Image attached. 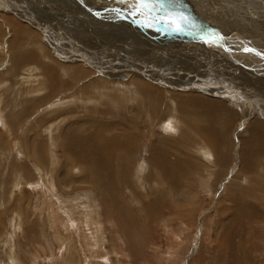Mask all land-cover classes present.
<instances>
[{"label": "rangeland", "instance_id": "obj_1", "mask_svg": "<svg viewBox=\"0 0 264 264\" xmlns=\"http://www.w3.org/2000/svg\"><path fill=\"white\" fill-rule=\"evenodd\" d=\"M121 1L0 0V264H264V157L248 170L245 144L264 110L229 84L264 74ZM154 1L264 55V0ZM210 73L224 86L195 91ZM214 105L230 148L184 115Z\"/></svg>", "mask_w": 264, "mask_h": 264}, {"label": "bare ground", "instance_id": "obj_2", "mask_svg": "<svg viewBox=\"0 0 264 264\" xmlns=\"http://www.w3.org/2000/svg\"><path fill=\"white\" fill-rule=\"evenodd\" d=\"M116 1V0H115ZM120 2H122L121 0H119ZM123 3L129 8V10L130 11H132L131 10V7L132 8H134L133 6H136L137 7V10L140 12V14H141V17L143 18V16L146 18V20H149V21H151V22H154V23H158V22H160V20H162L161 21V23H163V24H166V26H168L169 25V27L170 26H172V29H173V27H177V25L178 26H185L187 23H188V25L189 26H191V27H194L196 30L195 31H189V33H191L192 35H195V34H197V39L201 42V43H203V44H205V45H207L208 46V50L210 51V50H215V51H217V52H215V53H213V52H211V53H213V54H216V53H218L220 56H222V55H224L225 54V51H226V54L228 55V56H225L224 55V57H225V59L229 62H226L225 61V63H227V64H229L231 67H235V69L237 68L238 70H236V71H243L244 72V74H248V73H251L253 76L254 75H258V74H264V67H255V65L254 66H251L250 64L249 65H247V66H250V67H252V68H254V70L255 71H249V70H246V68L245 69H242L241 67H243L242 65H245V62H244V60L246 61V60H250L251 61V59L252 58H258V60L259 61H264V55L263 56H260V54H262V52L260 53H258L257 51H249V52H247V53H243L242 51H243V47L242 46H239V45H237L236 43H234L232 40L233 39H229V38H227V39H225V40H223L225 37H223L222 36V34L220 33V32H218L217 31V28L218 27H214V25L215 24H213V23H208V21H201V20H199V19H196V22L198 23H201L200 25H203L204 26V28H200V26L195 22V23H193V22H191V20H187L186 21V23L182 20V19H177L176 17L174 18L173 16H170V17H172L175 21H176V24H171V23H169V22H166L164 19H163V17H165V16H169L168 15V13H170V12H168L167 13V11H165V10H163V9H161L162 7H164V6H166V4H168V3H164L163 1H162V4H160L158 1H154V0H146V6L145 5H140V3H139V0H123ZM160 5H162V7L160 6ZM175 5H178L177 3L175 4ZM179 6H180V4H179ZM182 6H183V4H182ZM183 8V7H182ZM184 9V8H183ZM172 10V9H171ZM180 10V9H179ZM151 11H153L152 13H151ZM169 11V10H168ZM144 12V13H143ZM191 12V11H190ZM156 13L158 14V17L156 16ZM171 13H174V11H171ZM170 13V14H171ZM152 14V15H151ZM174 14H176V13H174ZM193 14V13H192ZM95 15V14H94ZM137 16V15H136ZM148 16L149 17H153V18H148ZM144 18V19H145ZM209 18V17H208ZM211 18V17H210ZM214 18V17H213ZM185 19V18H184ZM198 20V21H197ZM213 20V19H212ZM157 21V22H156ZM206 23V24H205ZM156 25V24H155ZM163 26V25H162ZM165 26V27H166ZM187 26V25H186ZM211 26V27H210ZM207 27V28H206ZM214 27V28H213ZM179 28V31H183L184 30V27H183V29L182 28H180V27H178ZM177 28V29H178ZM187 32V31H186ZM205 33H207L208 34V36L209 35H211V36H214L215 38H217L219 41L217 42V44H220V42L223 44V45H225V46H227L228 47V49L229 50H226L225 49V47L223 46H219V45H215L216 47L215 48H213V47H211L210 46V44L209 43H211L213 40L212 39H209V40H206L207 41V43L204 41L205 40ZM199 34H202V35H199ZM194 38V37H193ZM240 44H242L243 43V41L242 40H239L238 41ZM251 43V42H250ZM249 44V43H248ZM159 47V46H158ZM198 48V47H197ZM251 48V47H250ZM254 50V49H253ZM257 50H259L258 48H257ZM199 53V52H198ZM165 54V53H164ZM172 54V53H171ZM170 54V55H171ZM195 55V54H194ZM198 55V54H197ZM169 56V55H168ZM196 57V56H195ZM245 57V58H244ZM171 58V57H170ZM190 58H191V55H190ZM200 58V57H199ZM192 59H194V58H192ZM204 59H205V57H204ZM163 60V59H162ZM196 60V59H195ZM197 61V60H196ZM168 62H169V60H168ZM199 62V61H198ZM175 62H173V64H174ZM204 63H208V61L207 60H205L204 61ZM185 64H187V63H185ZM175 66H176V64H175ZM179 66V65H178ZM241 66V67H240ZM231 67H229V68H231ZM126 68V67H125ZM190 68V67H189ZM188 68V69H189ZM149 69V68H148ZM167 70V69H166ZM165 70V71H166ZM230 70V69H229ZM232 70V69H231ZM111 71V73H108V75H110V74H113V76L115 77V78H118V80H122V81H127L128 80V76H125V75H122V74H118L119 73V71H116L115 70V72H112V70H110ZM134 71V70H133ZM180 71V70H179ZM261 71V72H260ZM263 71V72H262ZM130 72V71H129ZM235 72V71H234ZM132 73H135V72H132ZM142 73V72H141ZM202 74H204L203 72H201ZM202 76V75H201ZM206 76L208 77V78H206V79H201L199 82H197V83H199L197 86H195V88H194V90L196 91V90H201L202 88H206L207 89V91H209L210 93H212V92H214L216 89H212V87L211 88H209V86L210 85H212L213 84V82H215V83H217V84H221L220 86L222 87V86H224V84L223 83H219V82H217L215 79H209L211 76H212V74L210 73V74H206ZM244 77V75H242V76H239V78L240 79H237V78H233V76H231V80L229 81V84L230 85H233V87L232 88H234V89H238L239 87V91H241L242 93H244L246 96H247V98L248 99H256V98H258V100H259V107L261 108L262 106H263V110H264V80H254V79H249V78H243ZM259 77V76H258ZM234 79V80H233ZM243 80H246V81H243ZM192 81V80H191ZM197 81V80H196ZM212 83V84H211ZM193 84H195V83H193ZM192 84V85H193ZM205 84H207L208 86H206ZM189 85H190V83H189ZM214 85V84H213ZM93 87V86H92ZM132 87H134L133 85H132ZM208 87V88H207ZM94 91L93 92H91L93 95L94 94H98V92L100 91L99 90V88L97 89V87H95L94 86ZM131 88H129L128 86H127V88H125V92L127 93V94H129V93H131L129 90H130ZM223 89V88H222ZM120 90V89H119ZM231 90V89H230ZM203 91V90H202ZM201 91V92H202ZM66 92V91H65ZM200 92V91H199ZM113 93H115L114 91H113ZM169 93V92H168ZM125 94V93H124ZM126 95V94H125ZM124 96V95H123ZM132 96V95H131ZM119 98V101L121 102V103H124V100H122V99H126V101H127V98H124V97H118ZM236 99V98H235ZM232 100V99H231ZM125 101V102H126ZM213 104H215L214 102L212 103V105ZM224 104V103H223ZM150 107V106H149ZM264 113V112H263ZM258 114L260 115V116H264V114L262 115V113L261 112H259L258 111ZM186 117H190V118H192V119H197L198 120V122H199V124H200V126H201V128H202V130H203V132L206 134V131H209V133H207L206 135H208V136H210V135H213V137H212V139H211V142L215 145V149H217V147L219 146V147H222V146H226L227 148L229 147L228 145H225L224 143V139L226 138V135H227V130L223 133V131L222 130H220V129H216V131H214V130H209L208 129V126H214V125H216L217 124V122H213V119L214 118H216V119H219L220 120V122H219V124H221L222 123V121L224 122V119H228L227 120V122H226V124H228V122H229V119H230V117L228 116V113H226L225 112V110H224V108L223 107H220V106H216V105H214L213 107H211V108H208L207 110H198L197 112H195V113H191V114H184ZM218 115V116H217ZM264 118V117H263ZM170 118H169V122H167V124H166V126H165V128H169V125H170ZM217 126V125H216ZM104 127V126H103ZM104 128H109L108 126H106L105 125V127ZM108 130V129H107ZM245 133L248 135V139H246V141H245V144L247 143V145H248V147H247V157H246V162H247V165H248V170H250V171H255L256 170V168L254 167V165H253V162H254V158H258V159H261V158H263L264 157V150H258V149H255V146L257 145V144H259V143H257L259 140H262V138H263V136H264V128H262L261 126H260V124H258L257 122H253V123H251L247 128H246V131H245ZM96 134V132L95 133H93V135H94V137L97 135H95ZM91 135V134H90ZM87 136V135H86ZM98 136V135H97ZM262 137V138H261ZM84 138V137H83ZM76 139V138H75ZM87 139V138H86ZM72 141V140H71ZM99 141V140H98ZM86 142V141H85ZM262 142H264V140H262ZM73 143V142H72ZM98 144L100 145V144H102V146H99V150H100V152L103 150V151H105L106 153H107V156L110 158L111 157V155H115V154H117L116 152H118L120 149H121V147L122 148H125L124 147V145H123V141L121 140V138H117V139H114V138H108V139H102V142H98ZM245 144H244V151H245ZM230 148V147H229ZM125 156L127 157H129V158H131L130 156V154H128L127 155V153L125 154ZM117 159V158H116ZM218 159H220V160H222V161H224V160H228L229 158H226V157H223V156H219L218 157ZM108 160H110L111 161V159H108ZM114 161H115V159H114ZM104 164H106V165H109V166H111V164L110 163H106V162H103ZM256 175H259V172L256 174ZM253 178H254V175L252 176ZM255 179V178H254ZM259 179H260V177H259ZM261 180V179H260ZM261 182V181H260ZM263 182V181H262ZM43 190V189H42ZM87 210V209H86ZM101 226V225H100ZM104 226V225H103ZM233 226H234V222H233ZM98 227V226H97ZM230 227V229H231V232H230V235L232 236V234L235 232V230H234V227H232V225L231 226H229ZM237 243V242H236Z\"/></svg>", "mask_w": 264, "mask_h": 264}, {"label": "snow or ice", "instance_id": "obj_3", "mask_svg": "<svg viewBox=\"0 0 264 264\" xmlns=\"http://www.w3.org/2000/svg\"><path fill=\"white\" fill-rule=\"evenodd\" d=\"M139 3H140V5H145L146 6V0H139ZM163 19L166 22H169L171 24H176V21L170 16H165V17H163ZM177 27H179V26L177 25ZM245 51H253V50L252 49H245Z\"/></svg>", "mask_w": 264, "mask_h": 264}]
</instances>
